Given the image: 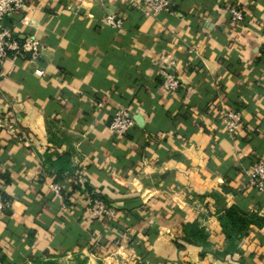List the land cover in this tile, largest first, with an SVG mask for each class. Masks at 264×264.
<instances>
[{
    "label": "crops",
    "instance_id": "obj_1",
    "mask_svg": "<svg viewBox=\"0 0 264 264\" xmlns=\"http://www.w3.org/2000/svg\"><path fill=\"white\" fill-rule=\"evenodd\" d=\"M137 1L26 0L9 15L42 51L0 63V264H264V225L231 248L220 221L232 206L264 216V193L243 187L264 157V0H171L156 16ZM121 107L136 122L123 136ZM226 107L243 114L235 137ZM95 193L116 218L88 214ZM193 222L205 243L186 241Z\"/></svg>",
    "mask_w": 264,
    "mask_h": 264
},
{
    "label": "built area",
    "instance_id": "obj_2",
    "mask_svg": "<svg viewBox=\"0 0 264 264\" xmlns=\"http://www.w3.org/2000/svg\"><path fill=\"white\" fill-rule=\"evenodd\" d=\"M25 2L26 0H0V63H3L9 57L18 55H27L31 60H38L40 57L42 45L37 38L30 35L23 39L18 38L16 34L3 24L5 17L21 10L25 6ZM136 5L146 16H156L162 11L170 10L171 0H139ZM231 12L235 21L244 19L242 9L233 7ZM102 22L109 27L119 29L123 27L124 20L117 14H108L102 19ZM35 72L40 76L45 73L40 67H37ZM161 74L163 76V88L169 93H176L182 84L178 76L165 67L161 69ZM220 119L226 132L235 137L242 126L243 114L239 110L226 107L220 111ZM135 124L131 110L128 107H121L113 113L110 128L116 135L123 136ZM244 180L243 187L245 189L254 188L264 193V157L257 158L245 170ZM51 187L58 196L62 197L61 186L58 183L51 184ZM8 206L9 201L5 200L0 194V221L5 216ZM87 212L94 219H114L118 215L117 209L105 200L92 197L88 200Z\"/></svg>",
    "mask_w": 264,
    "mask_h": 264
},
{
    "label": "trees",
    "instance_id": "obj_3",
    "mask_svg": "<svg viewBox=\"0 0 264 264\" xmlns=\"http://www.w3.org/2000/svg\"><path fill=\"white\" fill-rule=\"evenodd\" d=\"M76 188V186L73 187V189ZM92 198H101L109 204V202L100 193L93 194ZM220 221L223 227V231L225 232L227 239L231 243V248H233L237 240L241 239L246 234V231L251 223H255L259 226L264 225V216H260L257 214L248 215L242 212L238 207L232 206L222 213V215L220 216ZM184 230L186 241L192 243L206 242L207 237L205 231L199 227L198 223H188L185 225ZM42 264H58V262L49 259ZM77 264H86V260L79 258Z\"/></svg>",
    "mask_w": 264,
    "mask_h": 264
},
{
    "label": "water",
    "instance_id": "obj_4",
    "mask_svg": "<svg viewBox=\"0 0 264 264\" xmlns=\"http://www.w3.org/2000/svg\"><path fill=\"white\" fill-rule=\"evenodd\" d=\"M3 24H4L5 27H8V28L10 27V18H9V16L5 17Z\"/></svg>",
    "mask_w": 264,
    "mask_h": 264
},
{
    "label": "rangeland",
    "instance_id": "obj_5",
    "mask_svg": "<svg viewBox=\"0 0 264 264\" xmlns=\"http://www.w3.org/2000/svg\"><path fill=\"white\" fill-rule=\"evenodd\" d=\"M248 168H249V167H248ZM248 168H246V169H248ZM246 169H245V170H246ZM245 170L243 171V178H244V172H245ZM244 182H245V180H244ZM243 186H244V183H243Z\"/></svg>",
    "mask_w": 264,
    "mask_h": 264
}]
</instances>
